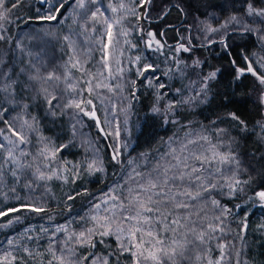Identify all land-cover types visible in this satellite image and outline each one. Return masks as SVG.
I'll list each match as a JSON object with an SVG mask.
<instances>
[{
  "label": "trees",
  "instance_id": "trees-1",
  "mask_svg": "<svg viewBox=\"0 0 264 264\" xmlns=\"http://www.w3.org/2000/svg\"><path fill=\"white\" fill-rule=\"evenodd\" d=\"M45 1L44 5L42 0H19L8 20L0 21L3 24L0 35L6 37L0 40V136L11 131L24 132L27 142L22 149L26 148V161L41 157L43 147L53 152L60 149L54 160L58 168L66 169V175L64 179H37L33 174H36L35 168L29 162V168L25 169L19 185L15 186L10 174L2 173L4 185L0 188V211L20 208L21 205L41 207L44 211L37 213L30 208H22L19 212L0 216V257L10 246L11 238L23 228L41 229L42 232H36L45 236L42 237L44 243L58 255L60 238L66 239L67 235L79 234L88 228L103 231L99 215L105 212V216H109L112 204L96 214L95 205H100L105 194L127 196L128 189L136 187L130 176L134 177L135 172L155 174L158 164L175 163L172 156L177 151L173 153L172 150L181 139L199 135L219 142L239 164L212 166L211 182L217 185V189L205 194L207 200L197 204V209L204 208L200 214L203 219L191 217L197 222V231L203 228L211 239L206 236L205 243L193 247L184 264L214 262L219 255H227L229 264H264V207L256 204L255 197L256 192L264 190V117L258 100L256 77L248 72L238 77L237 72V68H246L248 63L254 65L255 57L264 58V16L249 15V5L260 11L264 9V0H151L147 16L144 15L145 4L137 7L136 15L128 22L133 24L132 42L143 53L138 67L143 70L144 65H152L161 76L148 85L137 75L128 74L126 77L131 101L127 121L129 134L121 135L120 141L125 137V143L116 160L110 155V152L114 155L118 152L116 127L98 103L93 102L90 108L95 110L103 133L93 118L75 107H68L74 98L69 95L67 87L71 85L74 89L76 81L66 82L64 78L66 47L75 39L79 47L86 44L84 39L88 37L92 23L102 16L93 20L92 13L97 8L105 9L108 0H85L88 4L73 13L70 9L75 0ZM14 2L16 0H7L8 6ZM48 2L53 6H46ZM60 2H64V8L57 15V20L41 19ZM138 16L142 30L135 24ZM197 22L207 25L200 37H196ZM147 31L154 33L155 39L164 45L161 53L144 51L142 41ZM182 37L189 43V52H182L179 62L183 64L182 68H188L187 74L183 77L175 73L166 76L175 68L174 60L170 58L174 55V45ZM78 53L85 57L92 54L82 49ZM96 62L86 68L91 91L95 89L91 87L97 79ZM37 69L41 79H30L37 74ZM256 71L262 74L257 68ZM213 72L216 73L215 78L208 79ZM49 73H55L61 79L46 81L43 78ZM151 73L149 70L140 77L148 78ZM192 78H203L208 85L199 101L190 104L187 99L191 98L189 80H194ZM133 81L134 86H131ZM159 84L167 86L158 91ZM5 87L7 91H3ZM93 94L98 98L96 89ZM53 96L56 99L50 105L48 100ZM88 97L93 101L91 95ZM162 99L168 101L169 107L160 114L154 109ZM233 113L239 120L232 119L230 114ZM209 151V143L204 145L199 141L188 146L182 156L190 157L196 152L211 157ZM94 163V168L102 170L90 171L88 165ZM216 167L221 171L216 172ZM135 179L140 180V177ZM235 181L239 183L235 184ZM228 183L235 184V191L231 194ZM212 199L218 200L221 208L230 210L220 220L215 217L221 215V208L213 206ZM177 214L186 215L181 210L174 213L172 219L177 218ZM92 216L100 219L94 221ZM116 219L119 223L118 216ZM181 223H184L183 219ZM51 224L68 228L66 232L54 233ZM208 224L216 230L208 229ZM115 226L111 224L113 231ZM46 227L47 231H44ZM176 227L177 238H182L186 229ZM100 239L104 243H100ZM144 239L147 241L149 238L145 236ZM93 241L96 243L94 248L68 239L73 259L80 263L84 261V264L96 258H100L97 261L106 258L108 264L134 263L131 252L120 249L115 235L94 236ZM197 255L200 260L196 259ZM85 256L89 259L83 260ZM45 260L51 261L50 256Z\"/></svg>",
  "mask_w": 264,
  "mask_h": 264
},
{
  "label": "snow or ice",
  "instance_id": "snow-or-ice-1",
  "mask_svg": "<svg viewBox=\"0 0 264 264\" xmlns=\"http://www.w3.org/2000/svg\"><path fill=\"white\" fill-rule=\"evenodd\" d=\"M66 2V0H64ZM64 2L58 3L51 11L50 14L41 17V19L46 21L57 20V15L61 14V9L64 8ZM76 4L80 8L85 7L84 0H75ZM95 2V0H92ZM151 0H142V3L138 2L139 7H143L144 4H150ZM19 4V0L11 3L10 6L7 4V0H0V21H6L9 18V14L12 12L14 8H16ZM111 7V5H110ZM120 8H124L125 5L121 3L119 5ZM112 12H116L117 8L112 7ZM133 15H136V8L133 7L129 10ZM103 15L100 12V9L97 8L95 12L92 13V19L95 20L97 14ZM255 14L257 16H264V9L257 11L249 5V15ZM147 16V13L144 14ZM139 19V16L137 17ZM235 19V17H233ZM104 23L108 24V39L109 43L111 42L112 37V27L113 23H109L108 19L105 18ZM115 24H120V20L114 21ZM0 28H3V24L0 23ZM215 31V29H213ZM123 35H127L126 32L122 33ZM148 35L152 37V40L147 41V46L151 48L153 40H155V34L149 32ZM6 37L0 35V40H4ZM67 39V37H66ZM157 45L160 44L159 40H155ZM109 45L105 44V48ZM135 47V45H133ZM183 51H189L188 48L183 45L180 46ZM105 59H107V54L105 55ZM247 59V57H245ZM139 60V57H137ZM78 61L72 64V67H76ZM107 66V65H106ZM155 71L152 65H144L143 70L138 71V75L143 76L147 71ZM37 74L30 77L33 80H39L41 77L38 75L39 70H36ZM238 77L239 75H243L245 72L251 73L253 76L257 78L261 85H264V74H258L257 71L252 67L251 63H248L246 68H237ZM216 73L213 72L209 75L208 79L215 78ZM66 79V77H64ZM147 79V77H145ZM46 81H51L53 79L59 80L60 76H57L55 73H49L46 77H44ZM69 87H72L69 85ZM107 87V86H106ZM163 87V85H160ZM3 91H7V87L3 89ZM44 92H47V89H44ZM56 97L53 96L51 100H48V103L51 105L52 100H55ZM264 104V93L261 95V101ZM92 101L88 100L87 104H91ZM68 107H75L79 109L84 115L89 116L90 118L95 119L96 113L93 109L91 112H87L84 108L81 107L80 103L73 101ZM171 109V106H170ZM6 111V110H5ZM154 111H159V109H154ZM232 119L239 120L234 113L230 114ZM243 123V121H240ZM27 124V121H25ZM97 124H99V120H97ZM29 127H31L29 125ZM14 135L18 136L20 143H25L24 136L20 135V133L13 132ZM203 140H208L207 137H201ZM10 144H13V141H9ZM189 143L195 144L196 141H189ZM66 147V146H64ZM187 145L184 146L186 148ZM212 156L204 155L203 153H191V156H179L173 155L172 159L175 163H169L166 166L157 165V168L154 170L155 174L148 173L147 175L135 172V176H130L129 179H132L136 183L135 188L128 189V195L121 196H109L108 200H112V209L113 211L109 216L103 217V219L107 222L106 224L101 225L103 231L94 230L92 228H88L85 231L77 233H72L68 239H75L77 244L81 246L89 245L91 247H95L96 243L93 241L94 236L99 237H107L110 235H115L117 241L119 242V247L122 251L131 252L134 258V264H184V261L189 259L188 253L195 246L203 244L206 242L205 237L208 236L211 239V236L203 229L200 228L197 231L195 220H192V216L200 217L201 212L204 211V208L201 207L197 209V204L201 201L207 200V196L205 194H211L213 191L217 189V185L211 182L212 177V166L214 164L226 165L231 163L239 164L238 161L235 160V157L231 154H223L216 151L217 146L212 145ZM4 145L0 144V149H3ZM184 148L181 149V152L184 151ZM47 147L41 149V155L47 151ZM60 149H56L52 155L53 157L56 155ZM175 149L172 150L175 153ZM22 155H26V153H21ZM119 155L117 152L113 159H116V156ZM8 157L11 158L14 162L12 149L8 150ZM190 160L192 162H190ZM207 165L208 167H205ZM88 168L90 171H100L102 169L94 168L93 164H89ZM216 172H220L221 169L216 167ZM15 176V171L12 173ZM135 177H140V180H135ZM40 179H45V174L43 172L40 173ZM50 178V177H47ZM239 181H235V184H238ZM244 183H247L245 181ZM235 184L228 183V188L231 192L235 191ZM261 201H264V190L258 191L255 194ZM72 199V197H69ZM108 200L103 201L105 204L108 203ZM119 201V203H116ZM211 204L216 208H221V205L218 200L212 199ZM97 209L100 208V205H95ZM22 208H30L33 212H43L44 209L41 207H32L29 205H21L20 208H9L3 211H0V216H7L11 212H19ZM182 210L186 215L177 214V218L172 219L174 213H180ZM229 209L221 208V215L215 217L216 220H220L221 216L225 212H229ZM206 215V213H205ZM119 218V223L115 231L113 232L111 228L112 223H116V218ZM203 219V217H200ZM17 221L19 217L16 218ZM100 218L97 216H92V220L98 221ZM184 220V223H181V220ZM12 221H9L11 224ZM125 224L128 225L125 228ZM185 228L186 232L183 234L182 238H177L179 233L177 232V227ZM208 229L211 231H215L211 224H208ZM62 229L58 228L57 231H61ZM44 231H47L44 229ZM127 232L129 240L126 243L123 239V234ZM171 233L172 235H168ZM147 236L149 239L145 241L144 237ZM191 237V238H189ZM100 243H104L103 239H100ZM12 243V241H9ZM131 245V246H129ZM135 249V251H132ZM69 252L72 250L69 249ZM91 255V254H90ZM54 258L59 262V264H80L79 260H67L64 256H55ZM89 257H83V260H88ZM197 260H200L201 257L199 255L196 256ZM97 260L100 258L93 259L91 264H97ZM51 264V261L49 262ZM101 264H108L107 259L101 260Z\"/></svg>",
  "mask_w": 264,
  "mask_h": 264
},
{
  "label": "rangeland",
  "instance_id": "rangeland-1",
  "mask_svg": "<svg viewBox=\"0 0 264 264\" xmlns=\"http://www.w3.org/2000/svg\"><path fill=\"white\" fill-rule=\"evenodd\" d=\"M85 6L88 4V1H85ZM138 2L142 3V0H108L107 4L105 5V9H100V12L103 13L101 18L98 20H95L90 29V33H88V37L84 39L86 44L80 45V47L76 44L75 41H70V46L66 47L65 51V61H66V82L72 80H75L76 83H74V89L72 87L69 88V92L71 96H73L74 101L81 104V107L84 108L85 111L91 112L93 102L100 104V106L105 110L106 117L110 119V123L116 127L115 129V136H116V150L118 152L124 148L125 143V137L123 141H120L121 135L123 134L126 136L129 134V128H128V118L130 117L129 109H130V98L128 96V89L126 85V77L131 74L133 76L137 75L138 78H143L146 85L152 83V80H155L157 78H160V74H158L156 71H152L151 76L145 79L146 76L140 77L138 75V71L140 70L138 67V63L140 61L142 52L139 51V49L135 46L133 47V40H132V31L131 27L133 24H129L128 20L131 19L133 14L129 11L131 8L135 7L137 9ZM42 4H46L45 0H42ZM123 3L125 5L124 8H120L119 5ZM111 5V7H110ZM145 12L148 13V8L150 5L145 4ZM48 7H52L53 3L48 2L46 5ZM116 7L117 11L112 12L111 8ZM72 10V13L74 11H81L82 8L78 7V5L75 3L74 6L70 9ZM101 14L98 13L97 17H100ZM105 18L108 19L109 23H113V27L111 29L112 31V37L111 42L109 43V39L107 36L108 33V24L104 23ZM120 20V24H115L114 21ZM139 19L135 21V24L139 26V30H142L141 24L138 23ZM142 23V22H141ZM197 35L196 37H200L201 34L204 32L203 27L207 26L204 23L197 22ZM198 26L200 29H198ZM130 28V30H129ZM252 28H255L253 26ZM216 30V28H214ZM138 30V29H136ZM126 32L127 35H123L122 33ZM214 31L213 33H215ZM148 31L145 32V40L142 41V45L144 48V51L146 53L153 52V53H161L164 49V45L160 44L157 45L155 43V40H153L151 48L147 46V41L152 40L153 38L148 35ZM93 43V44H92ZM105 44H108L109 46L105 48ZM181 45L188 48L189 43L185 42V37H182L181 40L178 42V44H175L174 49L172 50L173 54L170 59L174 60L175 68L172 72H169L166 74V76H171L173 73L177 74V76L183 77L185 74H187V69L185 66L182 68L183 64H180L179 62V56L182 52H189V51H183L181 49ZM94 47V48H93ZM87 50V52L91 51V55L85 57L83 54H79L78 51ZM189 49V48H188ZM107 54V59H105V55ZM137 57H139V60H137ZM77 63L76 67H72L73 63ZM96 62V81L92 84L93 87L97 90L98 98H95L93 92H95V89L91 91L90 87H88L89 83V76L87 71V66L92 63ZM169 63V62H168ZM254 65L252 64V67L256 70H260L262 74H264V58L262 57H255L253 61ZM107 65V66H106ZM194 67V63L190 64ZM196 66V65H195ZM156 70V69H155ZM95 79V78H94ZM194 79V78H192ZM257 92H258V100L261 101V95L264 93V85H261L259 81L257 80ZM83 82L85 86H83ZM189 94L191 96L190 99H187L190 104L194 102H198L200 97L206 92L208 81L203 78H196L194 80H189ZM161 84L157 85V90L161 88H166V84H163V87H160ZM107 86V87H106ZM127 86V87H126ZM131 86H134V81L131 83ZM89 89V90H88ZM100 90V92H99ZM80 95H78L79 93ZM89 93V95H85L86 93ZM166 93V92H165ZM77 95V96H76ZM93 98V101L88 97L90 96ZM160 98V97H159ZM91 100V104H87V101ZM261 103V102H260ZM169 107L168 101H164V99L158 101L156 104V109H159L158 113L163 114L164 110ZM262 106V115L264 117V104L261 103ZM157 112V111H156ZM83 113V112H82ZM84 114V113H83ZM89 117V116H87ZM95 123L97 127L100 129V131L103 133V129L99 124H97L98 118L95 117ZM119 121H122L119 123ZM14 131L2 134L0 136V144L4 145L3 149H0V188L4 185L2 177L4 178L2 173L8 174L11 178V180H14V185H19V181L23 177V173L26 168H29V162L33 165L32 168H35L36 174L33 173L37 179H40V173L43 172L45 174L46 180L51 179H64L66 175V169L58 168L55 163V158L53 157L52 153L53 150L47 147V151L43 155L40 154L41 157L36 158L35 160L31 159L29 161H26L27 152L26 148H23V145L25 143H20L18 136L13 134ZM18 133V132H17ZM20 135L24 136L25 141L27 142V137L25 136L24 132H19ZM199 135H193L188 136L187 138L181 139L180 143L176 146V151L179 156L183 155V152H181V149L184 148L185 145L190 146L194 145L192 143H189V141H196L198 143L199 141H203L204 145L209 143L210 151L209 153L212 154V145H216V151L223 153V154H229V151L227 149H223L222 145L219 142H212L210 141L211 138H208V140H203L201 137H198ZM127 138V137H126ZM9 141H13V144H10ZM186 147V148H187ZM45 148V147H43ZM42 148V149H43ZM184 148V150L186 149ZM12 149L14 162L11 158L8 157V150ZM26 153V155H22L21 153ZM110 155L113 159L114 154L110 152ZM119 155L121 153L119 152ZM29 157V156H28ZM116 160V159H114ZM93 166H96V163L93 164ZM215 166H224V167H230L233 166L232 164H226V165H219L215 164ZM1 167L3 169H1ZM33 168V169H34ZM89 169V168H88ZM13 171H15V176L12 174ZM34 172V171H33ZM88 172V171H87ZM50 177V178H47ZM42 180V179H40ZM139 180V179H135ZM24 181V179L22 180ZM27 190H29V187L27 186ZM257 193V192H256ZM256 204L258 206L264 207V201H261L256 195ZM108 200V197L106 196L101 202H100V208L96 209L95 214L101 211H104L106 207H108L110 204H113L112 200H108V203L105 204L103 201ZM117 202V201H116ZM112 207V206H111ZM113 211V209H112ZM68 213V211H66ZM111 214V213H110ZM101 217L100 221H102V225L106 224L107 222L103 219L105 216V212H102L100 215ZM108 216V215H107ZM118 219H116V223H113V225H116L114 228V231L117 227ZM125 228L128 227V225H124ZM60 228L63 231L66 232L65 229L68 227L66 225H55L51 224V231L52 232H60L57 231V229ZM47 230V227L44 228ZM35 227H29V228H23L20 230L19 233L14 235V237L11 238L12 243H10V246L6 250V252L0 257V264H49L50 261H46L45 258H49L51 260V264H58L55 260L53 253H55V256H64L66 261L67 260H73L72 252H69L68 250L71 249V245H68V235L65 238H60L58 240L59 243V255L56 253L53 248L51 249L48 247V244L46 245L44 242V239H42L43 236L41 233L42 230H37L39 232H36ZM113 231V232H114ZM53 234V233H52ZM123 239L127 243L129 240L127 232L123 234ZM72 241V240H70ZM135 251V249H134ZM50 252V253H48ZM128 252V251H127ZM228 257L225 255H219V258L217 261L211 262L207 260L204 264H229ZM221 262V263H220ZM80 264H84V261ZM91 264V262H89ZM97 264H101V261H97ZM134 264V263H133ZM203 264V263H202Z\"/></svg>",
  "mask_w": 264,
  "mask_h": 264
},
{
  "label": "water",
  "instance_id": "water-1",
  "mask_svg": "<svg viewBox=\"0 0 264 264\" xmlns=\"http://www.w3.org/2000/svg\"><path fill=\"white\" fill-rule=\"evenodd\" d=\"M148 5V4H147ZM167 13V12H166Z\"/></svg>",
  "mask_w": 264,
  "mask_h": 264
}]
</instances>
